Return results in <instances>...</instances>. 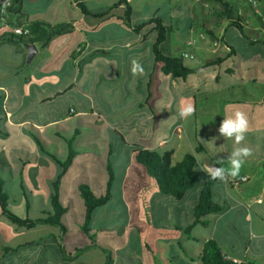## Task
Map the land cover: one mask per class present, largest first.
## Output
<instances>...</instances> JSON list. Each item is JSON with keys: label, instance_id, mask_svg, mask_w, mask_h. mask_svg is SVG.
I'll return each instance as SVG.
<instances>
[{"label": "crops", "instance_id": "crops-1", "mask_svg": "<svg viewBox=\"0 0 264 264\" xmlns=\"http://www.w3.org/2000/svg\"><path fill=\"white\" fill-rule=\"evenodd\" d=\"M80 1L25 0L19 9L20 16L13 12L9 14L11 23L17 26H23L34 21H43L52 25L72 22L74 30L69 34L54 38L43 50L35 45L38 51L29 63L26 61L27 50L25 46L10 43L0 44V127L3 130L4 127L12 128L16 132V137L12 140L0 133L1 177L9 176L14 181L18 179L22 171L29 172L32 177L31 180L34 179V175H36V179L40 175L41 165H22L19 158L24 159V155L14 151L20 150L23 144H27L33 152H36L35 145L27 136V132L37 133L46 140L49 148L58 150L61 155H65L64 147H66V144L55 135V132L63 131V135L72 136L75 130L71 134L70 129L66 128V123L71 118L85 117L89 113L91 115L98 114L91 106L83 107V111H79L76 107L70 105L64 114L45 116L39 120L35 119V112L40 115L39 109L42 110L46 105L62 100L64 96L70 94L72 97L84 98V96H88L87 92L91 90L92 86L100 87L97 93L106 97L111 93H108V88L105 86H110V91L115 92V96L120 93L119 88H122L124 92H131L135 101L132 106L130 105L128 114L121 116L124 119L122 124H128L131 128L144 125L147 128L146 134L137 130L134 132H137L141 138L148 140L156 124L155 121L152 123L149 120L148 114H145L144 104L155 107L158 97L161 96L160 91L164 79L168 80L171 91L175 93L180 85L187 84V79L185 81L172 80L162 72L161 64L155 63L152 52V44L156 38L154 24L146 26L140 33H135L122 26L117 20L111 19L95 29H88L83 24L85 16L77 6ZM88 1L85 0L84 4L91 13H100L115 3L105 5L100 2L98 7L89 8L87 6ZM126 1L132 8V25L137 26L153 18L165 22L166 29L168 27L169 31L167 30L166 39L159 47L161 53L168 57L184 54L192 56V58H184L183 63L190 69L201 68L195 74L209 67L207 64L214 63L217 59H222L221 63H223L235 55L234 49L226 43L224 34H222L230 28V25L222 16L221 1L230 2L234 12L243 18L245 35L254 38L253 41L249 39L250 43L264 48V45L260 43L264 41L262 37L264 32L261 26L255 27L254 33L256 36L249 35L246 31L247 21H245L242 8H234L231 0H162L159 3L156 0V3L150 4L145 1V6L140 7L137 11L132 7L133 0ZM185 7L189 10L186 20L190 25L187 28H183L185 17L179 15ZM196 7L198 8V14L206 22V24L202 23L199 28L194 26L195 20H197V16L194 14ZM175 16L177 26L172 30L170 26ZM216 40L219 41L218 44ZM198 55L200 57L197 59ZM133 59L138 60L143 65L145 70L143 76H133L131 72V61ZM262 67L264 71V64ZM260 80L261 86L257 87V90L261 92V97L258 98L257 102H260L262 106L257 105L259 112L257 111L256 115L261 116V119L252 123L257 132L252 135H257L260 142L257 144V148L251 144L257 150V154L247 158L238 176L235 178L228 177L227 181L224 182L225 194L230 196L234 192L237 200L230 204L214 200L224 207V211L209 215L206 227L210 229L208 240L215 241L224 257L234 263L264 264V79ZM102 86L104 87L102 88ZM11 87L14 89L11 90ZM195 89L194 87L193 91H188L186 96L195 106L193 116L211 114V110L208 109L210 107L206 105L208 102L198 99L197 90ZM176 94L179 96L178 93ZM249 97L252 98V95L249 94ZM88 99L90 102L92 101L89 96ZM107 104L110 106L108 102ZM47 111L50 112L49 109ZM104 121H106L105 117H100L98 114L96 120L89 122V128L100 131V125ZM181 124L183 123H179L175 127L174 132L184 133L187 130ZM119 126L120 124L112 125V131L116 135L121 134L125 140L123 133L117 130ZM80 135L81 133L77 138ZM75 142L74 146L79 155L81 152L91 150L89 143L77 148ZM120 142L126 146L131 147L132 145L126 140L124 142L120 140ZM163 142L159 141L156 146H153L150 141H147L144 145L136 144L152 150L165 146ZM77 157L72 167L75 165L84 167L85 165L82 163L78 164L76 162ZM36 159L40 161L38 153H36ZM1 160H5L7 163H3ZM79 161L84 160L79 159ZM223 161L222 167L228 169L230 161L227 157H223ZM111 166L113 167V165ZM32 168H37L35 170L37 172H32L31 170L34 171ZM49 169L50 165L46 170L49 171ZM198 172L205 175L206 182L212 180L202 169H198ZM86 179L89 181V178ZM64 180L62 183L63 192L67 193L68 196H73L70 193L75 192V189L71 186L72 179L70 178L66 184ZM197 197L192 200V211ZM0 232H2L1 228ZM191 235L193 234L191 233ZM183 240L181 237L178 239H175V237L170 238L164 244L165 247L169 248V252L165 255H157L163 259L165 264H172L173 260L168 259V257L173 255L182 264H200L198 261L189 259L180 251L177 242H183ZM208 240H204L203 243ZM64 247L68 254L73 253L74 250L68 249L66 240L64 241ZM187 249L191 252L189 248ZM93 251L87 252L83 258L86 261L91 260ZM113 251V264H123L122 261L125 260V257L130 260L128 255L123 257L114 248ZM142 253L144 255L138 258L139 263L157 264V260L153 262L149 259H143L145 256L144 249ZM97 257L100 259L99 264H104L105 258L101 252ZM28 261L31 262L30 264L39 261H41L40 264H74L70 258L63 259L58 254L56 245L46 239L32 249L21 248L0 258V264H29Z\"/></svg>", "mask_w": 264, "mask_h": 264}, {"label": "rangeland", "instance_id": "rangeland-1", "mask_svg": "<svg viewBox=\"0 0 264 264\" xmlns=\"http://www.w3.org/2000/svg\"><path fill=\"white\" fill-rule=\"evenodd\" d=\"M116 1L89 0L87 6L94 8L98 7L100 2L105 5H111ZM145 1L149 4L156 3V0H133V9L137 11L140 7H144ZM157 1L158 3L162 2V0ZM231 2L234 8H242L245 21H247V25L245 24L246 31L249 35L256 36L254 32L255 27L258 26H261L264 32V0H231ZM188 12L189 10L186 7L180 11V14L178 12L179 15L185 17L183 28H187L190 25L186 20V16L189 15ZM194 14L197 16V20L194 23L195 27L199 28L202 23L206 24L200 14H198L197 7ZM175 18L176 16L170 26L172 30L177 26ZM167 30H169L168 27ZM222 34H224L226 43L234 49L235 55L221 64L209 66L198 74L188 76L187 84L180 85L178 91H176L179 96L171 91L168 80L164 79L160 91L161 96L158 97L155 107L144 104L145 114H148L149 120L152 123L155 121L154 123L156 124L154 128L152 127V133L148 140L141 138L137 132H134L137 130L146 134L147 128L144 125L138 128H131L128 124H122L124 119L121 116L128 114L130 105L132 106L135 101L132 93L124 92L122 88H119L120 93L115 96V92L112 93L110 91V86L104 85L108 88V93H111L106 97L97 93L100 87L92 86L91 90L87 92L92 104L88 96L79 98L68 94L62 100L48 104L42 110L39 109L40 115L35 112V119L39 120L45 116L64 114L70 105H73L79 111H83V107L91 106L100 117H105L106 121L100 125V131L90 129L88 125L89 122L96 120L98 114L91 115L89 113L85 117H74L66 123V128L70 129L71 134H73L74 130H78L81 133L75 142L77 148L89 143L91 150L81 152L76 160L78 164L82 163L87 167L77 165L72 167L64 183L66 184L71 178L73 181L71 186L75 190L80 183H87L91 187L100 190L101 187H105L108 181V161L113 165L115 182L111 192V199L105 206L94 212L91 228L97 234L107 232L106 235L99 237L100 244H109L118 253H121L120 256H129L130 260L125 257V260L123 259L122 261L123 264H141L138 262V258L144 255L142 253L143 249L145 251L143 259H149L153 262L157 260V264H165L158 255H165L169 252V248L165 247L164 244L174 237L175 239L183 238L182 244L193 253H198L201 250L203 241L209 239L210 229L200 226L193 227L190 232L197 238V241H188L187 239L191 238L192 235L186 234L185 228L193 221L192 200L199 194L201 187L206 182V178L204 177L205 175L197 172V185L188 191L181 201L158 194L154 190V182L147 174L145 168L133 162L130 151L132 147L123 145L120 142L119 137L112 131V125L120 124L117 127L118 132L123 133L125 140L131 144L139 143L144 145L147 141H150L153 146H156L159 141H164L165 146H161L159 150L173 151V162L181 160L189 150L198 148V143H200L203 148L208 150V153L205 150L194 153L197 159L196 170H198L201 169L200 163L211 165L217 159L228 158L233 148L236 147L233 140L219 136L218 128L224 116L228 114L225 111L226 108L228 106H232V108L238 107L247 113L249 120V131L246 134L245 141L240 146L246 145L252 149V155L257 154L255 148H257L260 140L257 135H252L257 133L252 123L261 119V116L256 115V112H259L257 105L259 107L262 106L260 102H257L258 98L261 97V92L257 90V87L261 86L260 79H264V71L262 70L264 48L250 43V40L253 41L254 38L248 37L250 40L244 39L240 32L233 27L228 28ZM262 37L264 38V33ZM216 41L218 44L219 41ZM199 57L200 55L197 56V59ZM227 69L231 70L227 71ZM194 87L197 90L198 99L207 101L206 105L210 107L208 109L212 113L209 115H192L188 119H182L178 114L180 103L182 100L187 99L188 91H193ZM10 89L14 88L11 87ZM249 94L252 95V98L249 97ZM47 108L50 112L47 111ZM41 113L43 114L41 115ZM179 123H183L181 124L182 127L187 129L184 133L174 132L175 127ZM64 148L66 151V147ZM97 150L99 151L98 153ZM79 159L84 161H79ZM54 176L55 166L53 164L50 165L49 171L41 168L37 180L40 182L42 189L48 192V181L53 179ZM83 177L89 178V182H86V180L82 182ZM29 178L28 176L24 178L27 184L30 183ZM4 179L5 182L10 181L7 176ZM230 191L232 192V190ZM70 193L73 196H68L65 192H63V195L66 196L67 201L73 200L71 208H76L75 212L80 214L81 217V210L79 206H76L77 203L82 206L81 201L76 192ZM213 200L230 204L237 200V197L234 192H232V195L227 196L224 190V182L215 180ZM8 204L9 210L13 214L19 216L25 214L24 207L16 199L9 196ZM38 205L39 199H35V207L33 206L35 211L38 210ZM33 208L31 210L32 216L30 214V217L37 215ZM69 216L70 222L68 223L75 229L77 222L72 214H69ZM0 228L7 230L8 233L6 232V235L9 236L6 239L13 244L38 238L33 232L26 233L24 230H18L14 234L15 231L13 230L16 227L12 226L2 215H0ZM21 234L23 235L20 236ZM15 236L17 237L15 238ZM87 242V238L75 230L66 238L67 247L71 251L75 248H83ZM99 254L98 250H94L92 259H88L89 264H99L100 259L97 257ZM168 259L173 260L172 264H182L174 255L168 257ZM40 262H33L32 264H40ZM28 263L30 264L31 262L28 261Z\"/></svg>", "mask_w": 264, "mask_h": 264}, {"label": "trees", "instance_id": "trees-1", "mask_svg": "<svg viewBox=\"0 0 264 264\" xmlns=\"http://www.w3.org/2000/svg\"><path fill=\"white\" fill-rule=\"evenodd\" d=\"M11 1V7L8 9V13L10 14V12H13L20 16L19 9L25 0ZM84 1L85 0H81L77 6L85 16L83 24L88 29H95L102 23L111 19L117 20L122 26L135 33H140L146 26L154 24V32L156 33L155 41L152 44L154 60L155 63L161 64L162 72L172 80L185 81L188 76L197 73L201 69L187 68L183 63L184 58L182 55L168 57L161 53L159 47L167 36V29L164 21L153 18L143 24L134 26L131 23L132 8L126 0H118L100 13L89 12L85 7ZM221 5L222 16L228 21L230 27L237 29L244 39L249 40L244 33L243 18L234 12L230 2L221 1ZM23 26L28 29V35H16L7 30H2L0 33V44L10 43L23 46L38 45L39 48L43 50L47 48L48 44L54 38L69 34L74 30L72 22L52 25L43 21H34ZM260 43L264 45V41ZM222 61V59H217L214 63L207 64V66L219 64ZM149 95L148 92V96ZM0 133L9 140L16 137V132L12 128L4 127L3 130L0 127ZM55 133V135L66 144L65 155H61L58 150L49 148L46 140L33 132H27V136H29L34 143L36 152H33L31 147L27 144H23L20 150H14L24 155V159L22 157L19 158V162L24 166L39 164L44 169L51 164L55 166V176L53 179H50L47 184L48 193L42 189L40 182L36 179V175H34V179L31 180L32 177L29 172L25 173L22 171L18 179L14 181L7 176L10 180L9 182H5V177H1L0 174V215L4 216L12 226L16 227L14 229V234L18 232V230H24L26 233L33 232L38 237L35 240L13 244L10 240L6 239L9 236L6 235L7 230L2 229V232H0V258L8 253H14L21 248L32 249L46 239L56 245L58 254L63 259L70 258L74 264H88V261L83 257L87 252L93 250H99L104 255V264H113V248L108 244H100L99 240L103 235H106L107 232L97 234L91 228L94 212L105 206L111 199L112 185L115 180L112 166L108 161V181L105 187H101L100 190L91 187L87 183H80L76 187L75 192L82 205L76 204L81 210L80 217V214L75 212L76 208H71V206H73V200L70 199V201H67V198L63 195L62 189L63 180L73 166L75 158L79 155L78 150L74 146V142L80 133L78 130H75L72 136L63 135V131ZM117 135L122 142L125 141L121 134ZM131 147H133L131 153L135 164L145 168L147 174L154 182V190L160 195L169 196L178 201H181L186 193L197 185V159L194 153L204 150L208 153V150L198 143V148L189 150L181 160L173 162V151H161L159 149L150 150L136 143L132 144ZM36 153L39 154L40 161L36 159ZM211 157L213 158V156ZM1 161L7 163L5 160ZM32 169H34V171L31 170L32 172H37H35L37 168ZM26 176L30 177L29 184L24 180ZM85 180L86 182L88 181L86 178H83L82 182ZM212 186L213 180H208L201 188L195 201L192 211L193 221L185 228V233L190 234V236V230L193 227L197 225L207 227L209 215L224 211V207L213 200ZM9 196L10 198L16 199L17 202L24 207V215H15L9 210ZM35 199H39L37 211L33 208V206L35 207ZM32 208L33 211L37 212V215L34 217H30V214L32 216ZM69 214H72L77 222L75 229L68 223L70 222ZM73 230L83 234L88 242L83 248H75L70 255L66 252L64 241ZM22 235L23 234L20 236ZM16 237L17 236H15V238ZM188 239L190 241H197V238L193 235ZM177 246L189 259L198 261L200 264H245L234 263L226 259L213 240L204 242L202 249L198 253L189 252L187 247L182 244V241H178Z\"/></svg>", "mask_w": 264, "mask_h": 264}, {"label": "clouds", "instance_id": "clouds-1", "mask_svg": "<svg viewBox=\"0 0 264 264\" xmlns=\"http://www.w3.org/2000/svg\"><path fill=\"white\" fill-rule=\"evenodd\" d=\"M131 72L133 76H143L145 74L143 65L136 59L131 61ZM225 111L228 114L221 121L218 133L220 137L233 140L234 145H236L228 157L230 167L225 169L222 166H215L222 165L224 162L223 158L215 160L211 165L208 163H200L199 165L210 179L220 180L222 182H226L228 177L235 178L238 176L247 158L253 154L250 147L246 145L240 146L245 141L246 134L249 131L247 113L238 107L232 108V106H228ZM194 113V104L188 99L182 100L178 109L179 116L182 119H188Z\"/></svg>", "mask_w": 264, "mask_h": 264}, {"label": "built area", "instance_id": "built-area-1", "mask_svg": "<svg viewBox=\"0 0 264 264\" xmlns=\"http://www.w3.org/2000/svg\"><path fill=\"white\" fill-rule=\"evenodd\" d=\"M11 0H0V31L7 30L16 35H28L29 31L25 26H17L11 23L8 9L11 7ZM183 58H192V56L184 54ZM71 112H73L71 110Z\"/></svg>", "mask_w": 264, "mask_h": 264}, {"label": "water", "instance_id": "water-1", "mask_svg": "<svg viewBox=\"0 0 264 264\" xmlns=\"http://www.w3.org/2000/svg\"><path fill=\"white\" fill-rule=\"evenodd\" d=\"M27 50V62H31V60L34 58L35 54L37 53V47L35 45H27L25 46Z\"/></svg>", "mask_w": 264, "mask_h": 264}]
</instances>
